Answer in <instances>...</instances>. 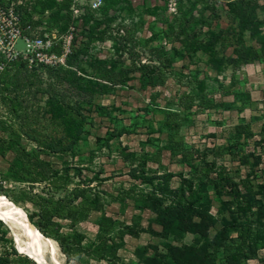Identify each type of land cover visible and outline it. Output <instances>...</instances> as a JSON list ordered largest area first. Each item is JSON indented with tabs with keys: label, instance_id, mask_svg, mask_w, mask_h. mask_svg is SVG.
Listing matches in <instances>:
<instances>
[{
	"label": "rangeland",
	"instance_id": "rangeland-1",
	"mask_svg": "<svg viewBox=\"0 0 264 264\" xmlns=\"http://www.w3.org/2000/svg\"><path fill=\"white\" fill-rule=\"evenodd\" d=\"M263 56L264 0H0V58L38 76L24 87L0 64V195L61 264H264V131L256 104L225 107ZM166 207L197 232L163 236ZM3 224L0 253L37 264Z\"/></svg>",
	"mask_w": 264,
	"mask_h": 264
},
{
	"label": "trees",
	"instance_id": "trees-1",
	"mask_svg": "<svg viewBox=\"0 0 264 264\" xmlns=\"http://www.w3.org/2000/svg\"><path fill=\"white\" fill-rule=\"evenodd\" d=\"M34 61L35 59L32 62ZM1 63H2L1 66L3 68V71L13 69V72L10 74L12 81H17L21 83L22 86L29 87V88H31L33 85H36L35 83H37L38 76L36 73L28 71V68L26 67L27 66L26 62L16 63V60L14 58L8 57V58H0V64ZM41 66H42V63H37L34 70H37ZM68 77H70L68 78V81H70V85H74L76 83L75 77L71 75ZM98 78L102 80H106L110 82L112 85H120L126 81L121 71L109 69L106 67V65L100 66L98 70ZM238 83L239 82L236 79H232L230 81V84L228 85L227 89L233 93L234 100L230 103L225 104V107L227 108L231 109L235 107L237 109H240V107L243 108L244 106L249 104V97L245 94L242 87L239 86L238 88H235V85H237ZM41 91L43 92L46 90H41ZM247 129H248V124L240 122L236 125V131L234 132L233 136H235L236 139H239L240 137H242L243 132ZM115 131H116L115 132L116 136H120L124 133L123 128H120V129L116 128ZM73 143H76L75 136L67 135L62 139L59 138L58 143L55 144L54 146H49V148H51L53 151L69 150ZM227 149L230 150L234 148L228 147ZM181 181H182V184L186 182L185 179H182ZM27 216H28L29 221H31L30 216L29 215ZM154 221L160 226L161 233L163 236L183 235L185 233H196L197 232L193 224L184 227L182 225L181 216H179L177 212L170 207H166V208L159 210L156 213V217L154 218ZM0 223L3 224L2 220H0ZM101 223L102 222H98L99 227H101ZM51 228L54 231H57V228L55 227V223L52 224ZM37 229L40 232H42L39 227ZM11 251L14 255L18 256L19 258L31 259L26 254L22 252H17L15 248H12ZM9 257L10 256L8 253H0V264H10L11 260Z\"/></svg>",
	"mask_w": 264,
	"mask_h": 264
},
{
	"label": "bare ground",
	"instance_id": "bare-ground-1",
	"mask_svg": "<svg viewBox=\"0 0 264 264\" xmlns=\"http://www.w3.org/2000/svg\"><path fill=\"white\" fill-rule=\"evenodd\" d=\"M1 219L6 220L7 224L3 222L6 226L10 228L14 227L22 234L23 240L19 241V248L24 252V254L32 256L30 258L37 264H61L53 253L55 245L54 241L44 236L29 221L26 212L19 205L10 201L2 194L0 195V220ZM46 249L52 252L53 262H48L44 258L43 252Z\"/></svg>",
	"mask_w": 264,
	"mask_h": 264
},
{
	"label": "crops",
	"instance_id": "crops-1",
	"mask_svg": "<svg viewBox=\"0 0 264 264\" xmlns=\"http://www.w3.org/2000/svg\"><path fill=\"white\" fill-rule=\"evenodd\" d=\"M238 79L240 82L235 85V88L242 87L245 94L249 97V104L245 108H251L256 104V119L260 122V130L264 131V56L256 60V65H246L240 70ZM228 101L234 100L233 93L228 90ZM225 96V97H226ZM232 111H237V108H231ZM256 122V123H257ZM259 150V147H256Z\"/></svg>",
	"mask_w": 264,
	"mask_h": 264
},
{
	"label": "built area",
	"instance_id": "built-area-1",
	"mask_svg": "<svg viewBox=\"0 0 264 264\" xmlns=\"http://www.w3.org/2000/svg\"><path fill=\"white\" fill-rule=\"evenodd\" d=\"M39 43H40V40L36 39V40H33V41H32L31 45H33V46H38ZM36 54H37V56L39 55V53H36ZM34 59H36V58H34ZM34 59H32V60H30V61L32 62ZM39 59H40V58H39Z\"/></svg>",
	"mask_w": 264,
	"mask_h": 264
},
{
	"label": "water",
	"instance_id": "water-1",
	"mask_svg": "<svg viewBox=\"0 0 264 264\" xmlns=\"http://www.w3.org/2000/svg\"><path fill=\"white\" fill-rule=\"evenodd\" d=\"M2 220V219H1ZM2 222H4L5 224H7L6 220H2ZM17 249V248H16ZM18 251V250H17ZM19 252V251H18ZM28 257H32L29 254L27 255Z\"/></svg>",
	"mask_w": 264,
	"mask_h": 264
}]
</instances>
